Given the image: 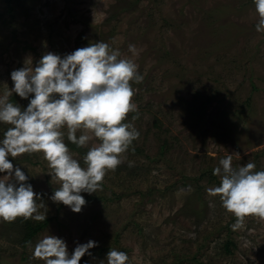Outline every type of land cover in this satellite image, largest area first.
Masks as SVG:
<instances>
[{"label": "rangeland", "instance_id": "374dc122", "mask_svg": "<svg viewBox=\"0 0 264 264\" xmlns=\"http://www.w3.org/2000/svg\"><path fill=\"white\" fill-rule=\"evenodd\" d=\"M256 20L252 0H0V95L25 59L35 65L45 52L63 55L96 40L143 76L132 85L138 118L126 119L140 136L80 213L49 199L59 184L42 153L13 160L43 193L46 218H55L25 246L16 220H0V264H44L32 251L50 234L69 252L97 241L80 264H107L113 248L126 251L129 264H264V219L248 216L234 229L236 217L208 191L228 155L233 167L264 169V33ZM7 127L0 124V135ZM88 147L70 151L83 162Z\"/></svg>", "mask_w": 264, "mask_h": 264}, {"label": "clouds", "instance_id": "9594fccd", "mask_svg": "<svg viewBox=\"0 0 264 264\" xmlns=\"http://www.w3.org/2000/svg\"><path fill=\"white\" fill-rule=\"evenodd\" d=\"M252 3L255 30L264 33V0ZM10 79L12 87L0 95V124L9 125L0 135V176L7 177L0 179V220H46L43 193L35 191L31 175L13 163L26 153H42L48 162V174L59 184L49 199L80 213L87 204L83 194L102 190L107 172L115 171L122 163L121 155L140 136L126 122L130 112L137 113L133 120L138 118L132 86L143 80L138 64L121 58L120 51L107 42L96 40L63 55L45 52L35 65L31 57L25 59L23 66L10 72ZM13 93L27 100V105L12 102ZM65 129L67 141L79 148L97 141L88 147L83 162L72 155ZM219 165L213 175L221 177L220 183L208 191L236 217L233 228H242L248 216L264 219V169L257 170L254 162L233 167L231 155ZM97 246V241L89 239L77 242L69 252L64 238L50 234L36 242L32 258L44 264H80ZM129 259L123 250L113 248L106 253L107 264H129Z\"/></svg>", "mask_w": 264, "mask_h": 264}, {"label": "trees", "instance_id": "16d2710c", "mask_svg": "<svg viewBox=\"0 0 264 264\" xmlns=\"http://www.w3.org/2000/svg\"><path fill=\"white\" fill-rule=\"evenodd\" d=\"M68 144L69 149H72L73 151L80 152L82 151L81 148L77 147L75 144H72L69 141H66ZM85 199H90V196L87 194L85 196ZM91 199H94L93 196ZM55 217H48L45 221H36L34 219H25L23 217L16 218V222L18 224V230L20 234V241L23 246H25L35 234L43 228L47 222H49L51 219H54ZM232 245L231 240H226L223 242V246L226 250V252L229 251V246Z\"/></svg>", "mask_w": 264, "mask_h": 264}]
</instances>
